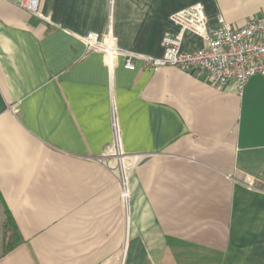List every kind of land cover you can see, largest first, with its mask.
I'll return each instance as SVG.
<instances>
[{"label":"crops","instance_id":"obj_1","mask_svg":"<svg viewBox=\"0 0 264 264\" xmlns=\"http://www.w3.org/2000/svg\"><path fill=\"white\" fill-rule=\"evenodd\" d=\"M19 2L0 0V264H264V77L238 95L141 59L111 75L84 41L111 22L120 51L161 58L179 11L240 28L264 0H43L45 20ZM203 48L183 34V52ZM113 118L123 153L144 157L127 211L98 161Z\"/></svg>","mask_w":264,"mask_h":264},{"label":"built area","instance_id":"obj_2","mask_svg":"<svg viewBox=\"0 0 264 264\" xmlns=\"http://www.w3.org/2000/svg\"><path fill=\"white\" fill-rule=\"evenodd\" d=\"M43 0H20L19 6L32 16L45 20L41 14ZM172 21L181 28V35L165 37L164 55L161 58L145 57L125 53L118 49L113 37L112 23L109 22L106 35L89 34L84 38L89 50L99 51L105 58L107 68L112 75L119 57L125 58V68L135 69V60L141 59L150 69L157 71L162 67H177L195 71L198 76L205 75L208 80L220 88L233 85L236 93L242 95L250 78L259 75L264 77V20H253L240 28H235L219 18V26L210 28L201 3L188 7L172 16ZM191 32L205 42V48L183 52L181 50L183 34ZM114 144L112 151L99 162L108 167L109 172L116 174L121 187L125 205L129 200L128 180L131 172L143 161L144 157H131L123 153L118 129L114 118ZM130 158L131 161H130ZM116 163V168L111 167ZM115 175V173L113 174ZM126 183V184H125ZM256 179L248 182L250 189H256ZM264 186V170L262 174ZM127 206V205H126Z\"/></svg>","mask_w":264,"mask_h":264},{"label":"trees","instance_id":"obj_3","mask_svg":"<svg viewBox=\"0 0 264 264\" xmlns=\"http://www.w3.org/2000/svg\"><path fill=\"white\" fill-rule=\"evenodd\" d=\"M7 232H11L12 235L17 236L18 240H20V235L17 231V228L15 227V225L13 224L11 218L9 217L7 224L5 226ZM12 246H9V248H11Z\"/></svg>","mask_w":264,"mask_h":264},{"label":"rangeland","instance_id":"obj_4","mask_svg":"<svg viewBox=\"0 0 264 264\" xmlns=\"http://www.w3.org/2000/svg\"><path fill=\"white\" fill-rule=\"evenodd\" d=\"M111 167L112 168H116L117 166H116V163H111ZM105 168L108 170V167L107 166H105ZM108 172H109V170H108ZM117 172H118V170H117ZM117 172H114L115 173V175L117 174ZM111 173V172H110ZM114 173H112V174H114ZM114 175V176H115ZM119 184V183H118ZM122 201H123V203H124V205H125V202H124V199L122 198ZM125 208H126V211H127V207H126V205H125ZM127 217V212H126V214H125V218Z\"/></svg>","mask_w":264,"mask_h":264}]
</instances>
